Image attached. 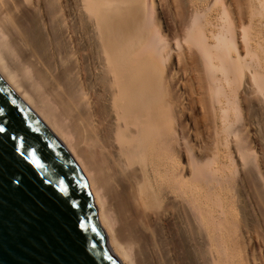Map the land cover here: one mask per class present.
Returning <instances> with one entry per match:
<instances>
[{
  "label": "bare ground",
  "instance_id": "6f19581e",
  "mask_svg": "<svg viewBox=\"0 0 264 264\" xmlns=\"http://www.w3.org/2000/svg\"><path fill=\"white\" fill-rule=\"evenodd\" d=\"M0 77L121 264H264V0H0Z\"/></svg>",
  "mask_w": 264,
  "mask_h": 264
},
{
  "label": "water",
  "instance_id": "95a60500",
  "mask_svg": "<svg viewBox=\"0 0 264 264\" xmlns=\"http://www.w3.org/2000/svg\"><path fill=\"white\" fill-rule=\"evenodd\" d=\"M0 127V264H121L78 165L1 77Z\"/></svg>",
  "mask_w": 264,
  "mask_h": 264
},
{
  "label": "snow or ice",
  "instance_id": "6c2138e0",
  "mask_svg": "<svg viewBox=\"0 0 264 264\" xmlns=\"http://www.w3.org/2000/svg\"><path fill=\"white\" fill-rule=\"evenodd\" d=\"M4 128L0 127V132H3ZM33 162L38 166V167H43L42 164H40V161L36 159L35 153L33 152L32 156Z\"/></svg>",
  "mask_w": 264,
  "mask_h": 264
}]
</instances>
